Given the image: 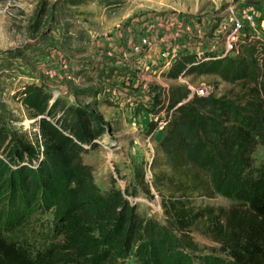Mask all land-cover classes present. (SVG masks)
Segmentation results:
<instances>
[{
    "label": "trees",
    "instance_id": "16d2710c",
    "mask_svg": "<svg viewBox=\"0 0 264 264\" xmlns=\"http://www.w3.org/2000/svg\"><path fill=\"white\" fill-rule=\"evenodd\" d=\"M190 73L230 87L219 96L168 90L170 130L159 147L170 173L154 184L168 225L141 218L122 191L102 192L81 161L106 132L101 117L84 107L58 115L43 85L24 87L18 99L35 133L0 125V264H264V163L253 157L264 147V48L249 44L234 58L205 61L182 55L164 77ZM218 197L230 206L198 204ZM36 210L52 212L54 229L34 256L3 230L23 227ZM195 231L213 243L209 254Z\"/></svg>",
    "mask_w": 264,
    "mask_h": 264
},
{
    "label": "rangeland",
    "instance_id": "374dc122",
    "mask_svg": "<svg viewBox=\"0 0 264 264\" xmlns=\"http://www.w3.org/2000/svg\"><path fill=\"white\" fill-rule=\"evenodd\" d=\"M262 21L264 0H0V125L33 136L32 121L18 99L29 84L46 88L58 115L71 117L70 107L88 109L106 128L97 147L81 158L93 168L97 185L104 193L122 191L141 218L168 225L154 187L158 173H170L159 147L170 130L169 124L159 127L168 119V90L180 85L219 96L230 84L205 73L171 81L163 69L182 55L205 61L234 58L249 44L264 48ZM236 22L245 29L230 49L226 39ZM142 37L147 46L135 53ZM148 50L153 57L146 69L135 59ZM124 89H129L126 97ZM129 97L133 106L117 104V98ZM253 157L257 166L264 163V147L258 146ZM198 204L231 203L218 197ZM52 221V212L36 210L26 225L3 234L35 256L52 242L42 238L53 235ZM192 236L201 253L209 254L213 243L197 231Z\"/></svg>",
    "mask_w": 264,
    "mask_h": 264
},
{
    "label": "built area",
    "instance_id": "2783aa9c",
    "mask_svg": "<svg viewBox=\"0 0 264 264\" xmlns=\"http://www.w3.org/2000/svg\"><path fill=\"white\" fill-rule=\"evenodd\" d=\"M247 18H248V21L253 23V21H251V20H253V15L250 11H247ZM261 28L264 30V21L261 22ZM244 29H245V27L243 26V24H241L239 22L234 23V25L231 27V29L228 33L227 39H226V44L230 49H233L234 45H236L238 43ZM147 43H148L147 39L142 37L140 39L139 44L134 47V49H133L134 52L140 53L143 50V48L147 46ZM50 73H53V71H51ZM181 78L182 77H180V79ZM212 93H214V92L212 91L210 93H208V92L206 93V91L204 89H201L197 92H191V96H194V95L209 96ZM171 115H172V112H170V114L168 115L167 120H165L164 122L161 121L159 123V127L161 129H164L165 126H167L170 123ZM96 143H99V141L96 140ZM85 149L86 150L91 149V146H85Z\"/></svg>",
    "mask_w": 264,
    "mask_h": 264
},
{
    "label": "crops",
    "instance_id": "0c3cea01",
    "mask_svg": "<svg viewBox=\"0 0 264 264\" xmlns=\"http://www.w3.org/2000/svg\"><path fill=\"white\" fill-rule=\"evenodd\" d=\"M140 40V39H139ZM139 40H138V42H139ZM137 42V43H138ZM131 49H132V47H131ZM131 49H130V52H131ZM151 50H148V51H146L145 52V54L143 55V56H141L140 58H136L135 59V61H137L135 64H139L142 68L143 67H145L146 69L147 68H149V66H150V61L148 60V58H150V57H153L150 53ZM127 52V51H126ZM167 54V53H166ZM126 56V55H125ZM127 58V57H126ZM127 60V59H126ZM175 60L176 59H174L171 63H168L167 64V66H165V68L163 69V74H165L167 71H168V69L170 68V66L175 62ZM124 91V96L126 97V95L127 94H129V89H124L123 90ZM119 94H121L122 95V93H119ZM133 98H131V97H129L128 99H125V98H117V104H122V105H124V104H126V102H128L131 106H133L134 104H133ZM51 103H54V102H52L51 101ZM168 115L170 114V112L169 113H167ZM89 166H91L90 164H89Z\"/></svg>",
    "mask_w": 264,
    "mask_h": 264
}]
</instances>
